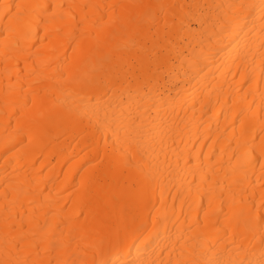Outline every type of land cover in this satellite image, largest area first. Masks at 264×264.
Instances as JSON below:
<instances>
[{
	"label": "bare ground",
	"instance_id": "bare-ground-1",
	"mask_svg": "<svg viewBox=\"0 0 264 264\" xmlns=\"http://www.w3.org/2000/svg\"><path fill=\"white\" fill-rule=\"evenodd\" d=\"M0 264H264V0H0Z\"/></svg>",
	"mask_w": 264,
	"mask_h": 264
},
{
	"label": "rangeland",
	"instance_id": "rangeland-1",
	"mask_svg": "<svg viewBox=\"0 0 264 264\" xmlns=\"http://www.w3.org/2000/svg\"><path fill=\"white\" fill-rule=\"evenodd\" d=\"M10 6V3H7V4H2L1 7H4V8H7Z\"/></svg>",
	"mask_w": 264,
	"mask_h": 264
}]
</instances>
